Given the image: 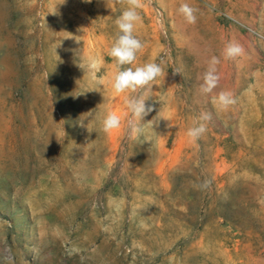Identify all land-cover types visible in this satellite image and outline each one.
I'll use <instances>...</instances> for the list:
<instances>
[{"label": "rangeland", "instance_id": "374dc122", "mask_svg": "<svg viewBox=\"0 0 264 264\" xmlns=\"http://www.w3.org/2000/svg\"><path fill=\"white\" fill-rule=\"evenodd\" d=\"M126 7L0 0V264H264V0H144V48L125 67L165 75L138 136L134 94L110 83ZM228 42L244 54L224 59ZM213 56L227 110L199 91ZM109 110L122 117L111 134ZM202 112L212 119L192 140Z\"/></svg>", "mask_w": 264, "mask_h": 264}, {"label": "clouds", "instance_id": "9594fccd", "mask_svg": "<svg viewBox=\"0 0 264 264\" xmlns=\"http://www.w3.org/2000/svg\"><path fill=\"white\" fill-rule=\"evenodd\" d=\"M118 2L126 4L127 7L115 21L118 34L108 54L113 58L117 71L110 83L114 94L125 92L134 94L126 98V107L131 116L128 121L130 135L138 136L144 131V125L146 124L142 122L144 117L153 111L152 106L146 104L151 96L153 81L162 74L165 75V73L161 66L155 62L145 63L135 68L125 67L126 65H132L137 60V53L144 48L142 41L134 35L137 24L142 22V17L137 10L144 7V0H118ZM177 11L186 23H196V9L188 3L180 4ZM243 54L244 48L238 42H228L222 52L223 58L226 60H234ZM219 62V58L216 56L210 59L208 67L202 75L199 91L202 95L210 96L212 103L219 109L227 110L236 103V98L231 91H216L221 79L216 67ZM100 63L95 58L90 59L88 63L87 70L94 79L95 73L99 71ZM211 119L210 112H202L197 123L187 130V136L192 140L201 138L207 131V122ZM121 126L122 117L115 111L109 110L102 121V130L107 134H111V132L119 130Z\"/></svg>", "mask_w": 264, "mask_h": 264}]
</instances>
